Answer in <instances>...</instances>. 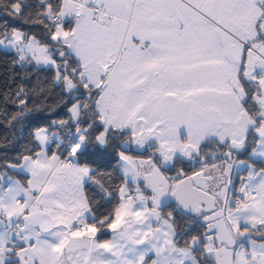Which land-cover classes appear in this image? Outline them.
<instances>
[{"label":"snow or ice","instance_id":"1","mask_svg":"<svg viewBox=\"0 0 264 264\" xmlns=\"http://www.w3.org/2000/svg\"><path fill=\"white\" fill-rule=\"evenodd\" d=\"M0 13L20 24L0 25L6 122L67 113L0 152V264H264V0Z\"/></svg>","mask_w":264,"mask_h":264},{"label":"trees","instance_id":"2","mask_svg":"<svg viewBox=\"0 0 264 264\" xmlns=\"http://www.w3.org/2000/svg\"><path fill=\"white\" fill-rule=\"evenodd\" d=\"M8 23L10 26H20L19 21L13 20L11 17H8L6 14L0 13V25ZM14 56L11 53H7L3 50H0V93H3L8 86H15V83L20 82V77L16 76L15 81L12 77L14 73L18 70L13 69L12 61ZM56 99L55 90L53 94L49 96L48 100L45 102V106L50 104L53 100ZM3 103L2 97H0V104ZM9 115L13 111V105H7ZM42 117V119H36L35 117ZM67 118V113L64 110L63 106L56 108L52 112H43L39 111L34 114V116L27 118L25 121L19 123L13 122L9 125L4 119L3 113H0V142L4 141L5 138L9 141L6 148L0 147V152L6 151L8 159H14L18 154L24 151L25 145L31 146V129L34 128L37 124H45L50 119H61ZM23 134V138H21ZM135 155V153H132ZM116 161L113 160L111 164H105V170L112 173V187L117 186L120 181V173L116 171ZM89 196H93L94 192L90 189L88 192ZM101 210H104L103 202H101ZM171 210V209H168ZM109 234H105V238H108Z\"/></svg>","mask_w":264,"mask_h":264}]
</instances>
